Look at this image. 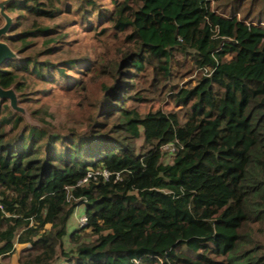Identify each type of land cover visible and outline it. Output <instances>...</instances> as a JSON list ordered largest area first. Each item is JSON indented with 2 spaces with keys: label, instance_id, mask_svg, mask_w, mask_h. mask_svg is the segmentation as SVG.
Here are the masks:
<instances>
[{
  "label": "trees",
  "instance_id": "trees-1",
  "mask_svg": "<svg viewBox=\"0 0 264 264\" xmlns=\"http://www.w3.org/2000/svg\"><path fill=\"white\" fill-rule=\"evenodd\" d=\"M58 1L13 0L6 10L52 20ZM79 2L78 11L94 9L91 0ZM239 2L230 16L215 13L210 0H121L96 12L97 22L127 32L134 49L112 66L83 135L31 127L0 101V261L17 244L29 245L17 264H264L249 235L251 226L264 232V7L256 23L239 20ZM32 28L6 40L55 41L54 29L35 21ZM174 51L204 75L167 95L181 115H140L129 105L144 101L136 78L150 68L168 79ZM54 73L65 75L49 62L11 60L0 66V87L22 93L28 76L44 81ZM168 145L174 153L163 152ZM166 155L170 163L162 162ZM102 170L107 181L78 186ZM81 206L86 225L68 232ZM85 231L92 242L79 240Z\"/></svg>",
  "mask_w": 264,
  "mask_h": 264
},
{
  "label": "rangeland",
  "instance_id": "rangeland-1",
  "mask_svg": "<svg viewBox=\"0 0 264 264\" xmlns=\"http://www.w3.org/2000/svg\"><path fill=\"white\" fill-rule=\"evenodd\" d=\"M11 1L13 0H0V29L6 24L1 10L10 20L11 26H16L15 32L9 33V30L0 37V42L7 45L13 54V58L6 62L34 58L39 62H49L57 68H63L65 75L61 77L54 73V79L44 81L28 76L27 88L22 93L12 89L16 95L17 108L12 109L10 101H5L9 111L20 116L27 125L44 129L53 135H83L91 122L90 118L95 116L97 103L102 97L101 86L111 82L112 66L121 54L134 49V45L126 40L127 32L114 30L105 18L97 22L96 12L99 15L101 12L103 16L105 11L114 9L115 1L121 0H91L94 2V9L88 5L81 11L77 10L79 0H61L55 4L59 13L52 20L36 19L26 12H9L6 6ZM233 1L235 0H210V5L215 13L230 16V5ZM263 7L264 0H241L235 16L239 20L250 18L256 23L254 17ZM34 21L37 26L54 29L55 33L51 38L55 39L51 40L55 41L47 43L50 37L30 34L25 42L11 46L6 39L24 31H35L36 29L32 28ZM57 25L62 28L58 29ZM47 48H52L53 53L48 55ZM172 54L171 76L168 79L164 80L161 74L154 75L150 68L136 78L135 93L144 101L138 104L131 101L129 105L136 107L140 115L156 111L181 115L184 110L176 106L167 95L176 93L179 89L191 88L196 80L204 75L205 71L196 68L188 56L178 51ZM69 60L75 61L73 68H67L65 65ZM141 144V140L136 141L135 150L139 151ZM164 152L169 153V150ZM169 156L166 155L162 162L170 163ZM76 210L69 221L68 232L79 229L77 220L83 215V206ZM257 229L258 226H251L249 235L252 236L253 242L262 247L260 254L264 256V232L259 233ZM46 230H50V227L47 226ZM79 238L82 243L94 240L90 231L79 234ZM64 241V249H72L73 245H69L67 240ZM26 248H29V245L15 244L13 254L1 260L0 264H17ZM59 258L58 256L57 259Z\"/></svg>",
  "mask_w": 264,
  "mask_h": 264
},
{
  "label": "water",
  "instance_id": "water-1",
  "mask_svg": "<svg viewBox=\"0 0 264 264\" xmlns=\"http://www.w3.org/2000/svg\"><path fill=\"white\" fill-rule=\"evenodd\" d=\"M1 15L6 20V24L0 29V37L4 34H6L11 27V22L8 19L7 16L3 14V10H1ZM13 58V54L10 51L9 47L3 43L0 42V66H2L7 60H10ZM10 101V105L12 109L17 108V101H16V95L12 89L4 90L0 87V101Z\"/></svg>",
  "mask_w": 264,
  "mask_h": 264
},
{
  "label": "built area",
  "instance_id": "built-area-1",
  "mask_svg": "<svg viewBox=\"0 0 264 264\" xmlns=\"http://www.w3.org/2000/svg\"><path fill=\"white\" fill-rule=\"evenodd\" d=\"M163 152L166 150H169V153H174L175 149L173 146H164L162 148ZM110 173L102 170V171H90L87 173L86 177L78 183V186H84L86 185L90 180H97V176H101L103 178L104 181H107L110 177ZM117 178V177H116ZM79 208V207H78ZM77 211V210H76ZM87 219L85 217V215L83 214L82 216H80L77 220V224L79 225V228H83L86 225Z\"/></svg>",
  "mask_w": 264,
  "mask_h": 264
}]
</instances>
